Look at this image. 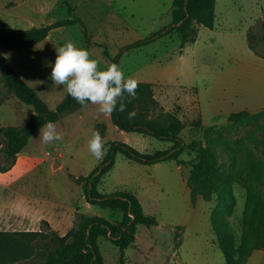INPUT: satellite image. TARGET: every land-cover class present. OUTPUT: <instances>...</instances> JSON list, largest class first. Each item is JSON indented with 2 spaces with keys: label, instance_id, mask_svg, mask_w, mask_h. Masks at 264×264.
<instances>
[{
  "label": "rangeland",
  "instance_id": "rangeland-1",
  "mask_svg": "<svg viewBox=\"0 0 264 264\" xmlns=\"http://www.w3.org/2000/svg\"><path fill=\"white\" fill-rule=\"evenodd\" d=\"M172 1L67 0L72 8L69 14L63 0H0V18L12 28L27 30L75 17L89 36L86 40L80 23H74L51 30L31 47L11 49L0 43V52L52 109L78 89L89 72L104 74L109 57L121 52L113 76L119 81L153 83L158 104L153 115L176 114L184 123L181 137L188 145L180 156L183 165L175 161L142 165L116 154L112 169L101 179L99 192L129 191L138 197L144 213L157 220L156 226L137 227V245L125 250L126 263L225 264L211 227L216 202L196 197L193 203L186 181L197 164L199 146L214 138H245L264 122V0H216L213 28L198 26L195 41L182 48L173 33L124 50L171 23ZM112 99L109 92L64 114L29 140L18 160L31 159L32 173L13 191L0 189V231L17 229L20 224L12 227L10 223L29 219L23 214L16 219L4 210H31V224L22 229L48 231L47 222L59 235L71 228L76 211L120 221V213L89 204L77 178L91 173L111 141L142 153L168 149L171 143L120 130L111 119ZM245 110L252 115L249 122H228L231 113ZM33 114L31 106L10 95L0 105V126H20ZM255 136L256 141L247 142V147L264 158L261 135ZM1 146L0 142V162ZM238 155L241 180L231 184L234 202L223 211L231 251L241 241L247 199L242 180L247 176L246 156L243 151ZM219 161L227 163L229 153L225 151ZM98 247L103 264H118L117 247L105 239L98 241ZM245 264H264V249L253 251Z\"/></svg>",
  "mask_w": 264,
  "mask_h": 264
},
{
  "label": "trees",
  "instance_id": "trees-1",
  "mask_svg": "<svg viewBox=\"0 0 264 264\" xmlns=\"http://www.w3.org/2000/svg\"><path fill=\"white\" fill-rule=\"evenodd\" d=\"M67 5V0H63ZM216 0H173L171 23L148 39L138 40L125 46L124 50L140 47L155 40L158 36L175 33L180 40V47L192 43L197 36L198 26L213 28ZM69 14L72 8L68 5ZM82 23L79 18H67L48 25L27 30L12 28L0 18V43L11 49L31 47L43 40L51 30L61 26ZM83 36L89 39L82 26ZM264 41V23L261 35ZM250 48L253 45L249 44ZM121 52H119L120 54ZM104 54L108 53L105 50ZM118 54V55H119ZM118 55L110 58L104 74L89 72L75 91L66 95L55 108H50L30 86L13 70L7 59L0 52V105L10 95L33 108V116L20 126H0L1 152L0 173L9 171L16 163L18 154L27 146L45 125L56 122L64 114L84 107L91 101L113 92L110 106L112 122L122 131L138 133L170 142L168 149L153 153H142L132 146L111 141L101 161L85 177H78L83 184L86 201L101 209L121 214L120 221L114 223L98 215H88L76 211L71 228L59 235L47 222L48 231H0V264H103L98 241L105 239L119 250L118 264H127L125 250L135 242L137 227L156 226L157 220L144 213L138 197L129 191H117L111 194L99 192L98 185L105 174L114 165V157L121 154L124 158L142 165H154L163 161H175L184 164L180 156L188 145L181 137L184 123L172 112L153 115L158 104L154 99L153 83L135 80H117L112 68ZM248 111L231 113L230 124H243L251 120ZM261 135L264 156V122L257 125L245 138L229 141L214 138L197 149V164L189 171L186 184L190 189L191 200L196 197L204 201L215 200L211 212V227L218 247L222 251L225 264H245L255 250L264 249V158L257 157L247 147V142L256 141L255 134ZM229 153V161H219L220 155ZM246 156L247 176L242 179L247 189V199L242 226L241 241L234 251L227 236L223 220L226 206L234 202L231 184L241 180L237 167L238 153ZM238 155V156H237Z\"/></svg>",
  "mask_w": 264,
  "mask_h": 264
},
{
  "label": "crops",
  "instance_id": "crops-1",
  "mask_svg": "<svg viewBox=\"0 0 264 264\" xmlns=\"http://www.w3.org/2000/svg\"><path fill=\"white\" fill-rule=\"evenodd\" d=\"M181 53H182V50H181ZM263 59H264V56H263ZM262 111H264V109ZM19 154H18V156H19ZM18 156H17L15 165L9 171H7L5 173H0V189H3L5 191H7V190L8 191H10V190L13 191L14 190V188H13L14 185H16L18 182H20L25 177L28 178V177L31 176V173H32V164H33L32 160L30 159L29 162H27V160L26 161L25 160L19 161L18 160ZM157 164L158 163L154 164V166L157 165ZM7 181H8V183H7ZM11 194H13V192H11ZM28 202L30 203V198L28 199ZM29 206H30V204H29ZM4 212L5 213L8 212L7 214L8 215L10 214L9 216H11V217L15 216L16 219H20V217L22 216V214L26 218L29 217L28 221L27 220H24L23 222H20V221L16 220L15 222L10 223L8 221L6 224L8 225L10 223V224H12V227H13V225L16 226L17 224H20V226H21V227L20 226H17L18 227L17 229H11V230H8V231H28V229H22V226H25V224H28V225L31 224V221H30V217L32 216V211L31 210L27 211L26 213H25V210L24 211H21V209H18L17 212H15L14 210H11V212L9 210L8 211L4 210ZM135 244H136V238H135V242H134V245L133 246H135Z\"/></svg>",
  "mask_w": 264,
  "mask_h": 264
}]
</instances>
